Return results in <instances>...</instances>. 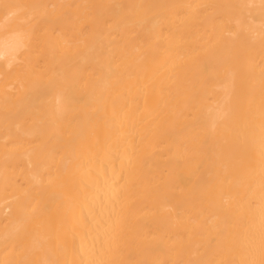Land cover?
<instances>
[{"label":"bare ground","instance_id":"1","mask_svg":"<svg viewBox=\"0 0 264 264\" xmlns=\"http://www.w3.org/2000/svg\"><path fill=\"white\" fill-rule=\"evenodd\" d=\"M0 264H264V0H0Z\"/></svg>","mask_w":264,"mask_h":264}]
</instances>
